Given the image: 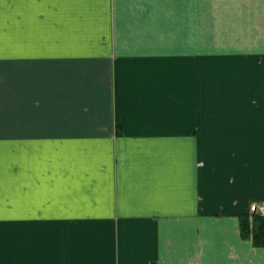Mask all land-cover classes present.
Masks as SVG:
<instances>
[{
  "label": "crops",
  "instance_id": "obj_1",
  "mask_svg": "<svg viewBox=\"0 0 264 264\" xmlns=\"http://www.w3.org/2000/svg\"><path fill=\"white\" fill-rule=\"evenodd\" d=\"M264 0H0V264H264Z\"/></svg>",
  "mask_w": 264,
  "mask_h": 264
},
{
  "label": "trees",
  "instance_id": "obj_2",
  "mask_svg": "<svg viewBox=\"0 0 264 264\" xmlns=\"http://www.w3.org/2000/svg\"><path fill=\"white\" fill-rule=\"evenodd\" d=\"M241 234L251 239L256 246L264 247V216L259 213L240 215Z\"/></svg>",
  "mask_w": 264,
  "mask_h": 264
},
{
  "label": "built area",
  "instance_id": "obj_3",
  "mask_svg": "<svg viewBox=\"0 0 264 264\" xmlns=\"http://www.w3.org/2000/svg\"><path fill=\"white\" fill-rule=\"evenodd\" d=\"M251 213H259L264 216V201H256L250 204Z\"/></svg>",
  "mask_w": 264,
  "mask_h": 264
}]
</instances>
